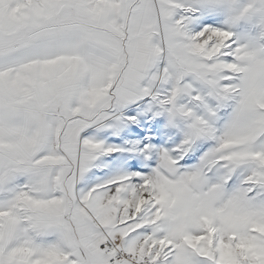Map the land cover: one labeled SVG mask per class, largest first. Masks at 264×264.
I'll return each instance as SVG.
<instances>
[{"label": "snow or ice", "instance_id": "6c2138e0", "mask_svg": "<svg viewBox=\"0 0 264 264\" xmlns=\"http://www.w3.org/2000/svg\"><path fill=\"white\" fill-rule=\"evenodd\" d=\"M0 264H264V0H0Z\"/></svg>", "mask_w": 264, "mask_h": 264}]
</instances>
